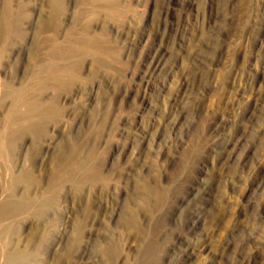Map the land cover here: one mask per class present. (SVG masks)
<instances>
[{
	"label": "rangeland",
	"instance_id": "1",
	"mask_svg": "<svg viewBox=\"0 0 264 264\" xmlns=\"http://www.w3.org/2000/svg\"><path fill=\"white\" fill-rule=\"evenodd\" d=\"M53 1L0 0V145L9 91L60 112L0 153V206L50 200L0 229V264H264V0H60L52 27ZM86 23L103 51L38 95Z\"/></svg>",
	"mask_w": 264,
	"mask_h": 264
},
{
	"label": "bare ground",
	"instance_id": "2",
	"mask_svg": "<svg viewBox=\"0 0 264 264\" xmlns=\"http://www.w3.org/2000/svg\"><path fill=\"white\" fill-rule=\"evenodd\" d=\"M114 1L115 0H113L111 2L113 3ZM52 3H53L52 8H51L52 27H57L60 15L62 13L61 3H60V0H54ZM96 4H97V2H96ZM7 11H6L5 15H8L9 12H7ZM96 12H97V9H96ZM112 13H113V11L111 12V14L109 13L110 16L112 15ZM95 14H97V13H95ZM48 21H50V20L48 19ZM47 27H49V26H47ZM88 27L89 26L87 23L84 24L79 38L75 37L76 40H72L69 45L62 46V47L61 46L53 47V49L50 52V56L57 63L55 65H48L46 62V64L48 66L44 67V72L46 73V76H48L47 77L48 79L47 80L41 79L43 77L39 78L40 80L37 79L38 83L35 86L34 91L38 95H41L44 91L49 90V89H51L55 92H60L61 90H66V89L71 88L73 83H74V80H75V72H76L75 70H77L76 68L79 66L81 59H83L84 57H88V56L95 58L97 53H99L101 51L102 47H101V44L99 42L100 40L98 41L95 37H92L90 35ZM69 35L70 34H68V36ZM54 38H55V36H54ZM51 39L53 40L52 37H51ZM54 41H56V40H54ZM161 55H163V54H161ZM48 58L47 59L45 58V59L48 60ZM40 70H38V72ZM37 76H38V74L35 77H37ZM31 84H32V82H31ZM30 87H32V86H30ZM32 89H33V87H32ZM8 95L12 98V102H13V106H12L10 117H9V119H11V121H9L8 125L10 126L13 124L14 125L13 128H15V129L13 131H12V129L11 130L8 129V132L6 135L7 142L2 143L0 145V153L1 154L7 153V152L10 153L11 151H13L15 149L14 139L18 136H21L22 134H27L28 136L30 135V137L31 136L32 137L41 136V133H43V131L45 130V123L48 122V120H51V119L54 120L55 118H58V115L60 113L59 110H57L55 107L57 98H54L52 100V102L50 104L47 103L48 104L47 105V104L42 103L41 100H39V97L37 95L36 96H34V95L30 96L28 93V90L23 91V92L22 91H18V92L9 91ZM73 153H75V152H73ZM58 155H60V154H58ZM63 157H64V155H63ZM71 157H72V155H71ZM57 159H58V157H57ZM75 159H77V158H75ZM63 162H64V160H63ZM63 162H62V164H63ZM65 162H66V160H65ZM57 163H58V161H57ZM79 163H81V162H79ZM58 166H59V164H58ZM82 166L85 167L86 165L85 166L82 165ZM82 166H80L79 164H72L71 166L70 165L68 166L69 168L66 170V172L63 171L64 170L63 169L62 171L65 172V174H63L64 179H66V180L71 179L74 176V174L76 175L75 172L77 170L80 171L81 168H83ZM66 167L67 166H65V168ZM83 170L82 171H83V175H84L85 179L90 180L91 179L90 170H88L87 168H85ZM60 173H62V172H60ZM33 183H34V180L32 179V177L29 174H22L16 178V184L25 185L26 187H29ZM9 197L12 199L14 197V193L12 192L9 195ZM11 199L7 203H4L0 206V223L2 221H7V224L5 226L2 225L3 222L0 224V229L2 232H4L5 235H8L12 231L14 232L15 229H14L13 222L16 221L15 219H18L17 216H19L21 213H23L25 211L30 210V208L35 207L34 202H33L34 199L30 200L26 196L22 197L20 202L19 201L17 202V200L14 201L15 200L14 198H13L14 200H11ZM6 200H9V199H6ZM6 200H4V201H6ZM49 204H50V200H47V201L45 200L42 203H39V205L36 206L34 209L35 210L34 214H37L38 212H40V210L46 208ZM1 237H2V235H1ZM8 240H9V238H8ZM1 243H3V242H1ZM9 246L10 245H7L8 250L10 249ZM11 249H13V247ZM8 250H6V262H5V264H26V262L28 260H30L29 259L30 256H28V254L24 250H19V249H13L11 251H8ZM30 258H32V257H30ZM31 262H33V261H31Z\"/></svg>",
	"mask_w": 264,
	"mask_h": 264
}]
</instances>
